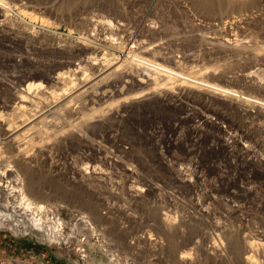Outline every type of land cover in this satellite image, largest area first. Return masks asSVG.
I'll return each instance as SVG.
<instances>
[{
  "label": "rangeland",
  "instance_id": "rangeland-1",
  "mask_svg": "<svg viewBox=\"0 0 264 264\" xmlns=\"http://www.w3.org/2000/svg\"><path fill=\"white\" fill-rule=\"evenodd\" d=\"M6 1L0 264H264V56H251L264 49V0ZM83 16L121 21L135 46L162 43L155 56L167 61L156 62L167 69L244 99L217 100L182 77L160 81L156 68L139 66L142 51L125 49L132 43L123 27L105 34ZM150 24L156 32L146 31ZM85 37L104 50L80 52ZM226 39L243 40L251 53L216 46ZM114 69L106 100L94 97L101 90L78 99ZM26 75L42 83L30 94ZM45 115L46 125L31 128ZM18 129L25 135L15 143ZM18 144L30 159L20 158ZM245 241L257 244L252 261Z\"/></svg>",
  "mask_w": 264,
  "mask_h": 264
},
{
  "label": "bare ground",
  "instance_id": "bare-ground-1",
  "mask_svg": "<svg viewBox=\"0 0 264 264\" xmlns=\"http://www.w3.org/2000/svg\"><path fill=\"white\" fill-rule=\"evenodd\" d=\"M197 3H199V5L200 4H204L206 1L205 0H195ZM8 1H6V0H0V13H1V10H2V8L3 7H9V6H7L8 5ZM10 4V3H9ZM6 11H8V10H6ZM22 13L23 14H31V16H34V14H33V12L32 13H28L27 11H22ZM33 14V15H32ZM6 15V14H5ZM81 23H84V24H86V25H92L93 27H94V29H96V28H99V29H101V32H104L105 34H107V33H113V31L116 29H121L122 27V30H121V32L122 33H126L125 35H126V37H127V41L129 42V40H130V43H132L131 44V46H127V44H126V47H125V49L126 50H130V51H135V50H140V51H142V53L144 54V55H146L147 57H145V58H141V57H137L139 60H141L142 62H143V64H139V66H142L145 70L146 69H148V70H155V68L157 69V71H156V73H158L159 74V76H157L158 78H162L160 81H164V82H166L167 80H169V81H175V80H177L178 82L180 81L179 79H178V77H182V78H184L185 80H184V82L185 83H189L190 85H192L194 88H197V89H201V90H203L204 91V94L205 95H207V96H209V97H212V98H216L217 100H224V101H228V103L229 102H231V103H235L236 105H237V103L238 102H242V99H244L243 97H242V95L241 94H239L237 91H235V90H233V89H228V88H225V87H220L219 85H217L216 83H214V82H210L211 80L210 79H207L206 81H204L202 78H199V79H197L196 77H192V76H185V75H182L181 73H179V72H175V71H172V70H170V69H167L166 67H164L163 66V64L162 63H159V62H156V61H158V60H162L163 62L166 60H163V57H157V56H155L156 55V52L157 53H162V48H164V47H162V43H157V44H155L154 46L152 45V44H154V43H151V44H147V45H144V42H142V43H138V46H135V42H132L133 41V33H132V31H130L129 29H125L126 27H124L125 25H124V23H121V21H117V25L116 24H114L113 23V21L112 20H110V19H104V18H102V17H90V18H87V17H79V19H78ZM235 20V19H234ZM2 21H4V20H0V23L2 22ZM238 21L239 20H236V21H233L232 20V25H233V23H238ZM230 22V21H229ZM225 24H227V21L226 22H224ZM157 27V26H156ZM155 27V28H156ZM152 28H154V26L153 25H149V27L146 29V31H152V32H156V30L155 31H153V29ZM129 30V31H128ZM158 31V30H157ZM107 36H105L103 39H105ZM82 39V40H81ZM80 40H81V42L80 43H83V46H81L80 48H79V51L80 52H83V53H86L88 50H89V48H91V49H93V50H95L96 52L99 50L100 52L101 51H103L104 49H103V47L104 46H102L101 44H98V43H96L95 41H93V40H89L88 38H81ZM107 40V39H106ZM238 40V39H237ZM237 40H234V41H236L237 42ZM104 41V40H103ZM222 41V40H221ZM234 41H231L230 39H226L225 41H223V42H220V41H215L216 43V46L218 45L219 47L220 46H226L225 48H227V49H229V50H233V51H236L237 50V52L236 53H238V54H240V55H248V54H250L251 53V51L250 50H246L247 49V47H248V45L246 44V42H243V40H238L239 42L238 43H236V42H234ZM212 42H214V41H212ZM136 43H137V41H136ZM146 44V43H145ZM82 45V44H81ZM223 47V48H224ZM257 48V47H256ZM123 49H124V47H123ZM259 51L256 53V54H254V55H251V56H255V55H263L264 56V49H258ZM261 50V51H260ZM263 50V51H262ZM250 51V52H249ZM68 52V51H67ZM66 52V53H67ZM232 53V52H231ZM253 53V52H252ZM236 55V54H235ZM106 56V55H105ZM149 56H152L153 57V60H151L150 58H149ZM258 56V57H259ZM105 60H108L107 59V57H105ZM167 61V60H166ZM69 63H71V64H73V62L72 61H61V64H63L64 66H66V67H70V65L71 64H69ZM176 63H177V61H176ZM98 63H96L95 65L96 66H99V65H97ZM178 64V63H177ZM75 65H77L78 66V68L81 66V64L80 63H75ZM100 65H102V64H100ZM74 66V65H73ZM103 66V65H102ZM100 67V66H99ZM158 70H160L161 72H159ZM117 71H118V69H114V70H112V71H109L105 76H103V77H100L96 82H91L90 84H86L85 86H84V90L83 91H81L78 95H77V97H78V99H81V98H83L85 95H88L89 93H94V92H97L98 90H101V93L100 94H98V96L96 95V93H94V97L96 98H101L102 100L104 99V100H106L107 98H108V89L112 86V84H111V80L112 79H110V76H112V75H116V73H117ZM207 74L210 76H212V75H215L216 74V71H208V69H207ZM252 73H254L253 71H252ZM252 73H245V74H243V77L244 78H249V77H251V74ZM145 74V73H144ZM147 75V74H146ZM254 75V74H253ZM119 77V76H118ZM126 77V76H125ZM148 77V76H147ZM40 78V75H34V76H32V75H26V76H24V80H23V82H25V83H27V86H26V88H25V91H26V93H28V94H30V93H32L33 92V90H34V88L35 89H37L36 87H39V86H41V84L40 83H35L33 80L34 79H39ZM60 78H62L61 76H60V74H57V75H54V76H51V75H47V80H48V82H54V83H57L59 80H60ZM141 78V77H140ZM146 78V77H145ZM124 79V78H123ZM122 79V80H123ZM149 79H151V78H149ZM30 81H33V82H30ZM168 81V83H171V82H169ZM116 82V81H115ZM127 83L129 82L128 80L126 81ZM125 82V83H126ZM113 83V82H112ZM193 83H196V85H193ZM116 84V83H115ZM172 84V83H171ZM115 86V85H114ZM125 86L126 85H124V83L123 84H121V86L117 89L118 90V95L120 96L121 94H124L123 92H125V90H126V88H125ZM189 87H191V86H189ZM42 88V87H41ZM192 88V87H191ZM35 91V90H34ZM110 92H111V90H110ZM117 93V92H116ZM111 94V93H110ZM114 94V93H113ZM112 95V94H111ZM93 96V95H92ZM24 97H26V96H21V98H24ZM112 97V96H111ZM91 98H93V97H91ZM94 98V99H95ZM90 99V98H89ZM101 99H99V100H101ZM24 100V99H23ZM98 100V99H97ZM95 102H97V101H95ZM94 102V103H95ZM245 102H247V99H246V101ZM244 102V103H245ZM248 102H251V101H248ZM247 102V103H248ZM92 103H93V101H92ZM93 103V104H94ZM225 104V103H224ZM239 104V103H238ZM96 105V104H95ZM230 105V104H229ZM64 106V105H63ZM63 106H60V107H63ZM66 106V105H65ZM233 106V105H232ZM61 109V108H60ZM60 109L59 110H56V111H60ZM63 109V108H62ZM247 109V108H246ZM246 111V110H245ZM247 111H248V109H247ZM262 113H263V111H261ZM47 113V112H46ZM57 114H59V113H57ZM57 114H55V115H57ZM50 115V114H49ZM48 115V116H49ZM32 117H34V115L32 116ZM47 116L45 115V117H44V119H41V120H39L37 123H35V125L34 126H32L31 128H36V127H38V126H40V125H44L48 120H46L45 121V118H46ZM48 118V117H47ZM210 119V118H209ZM212 124V123H211ZM46 125V124H45ZM31 128H29V129H31ZM20 129H18V130H16V131H14L11 135H10V137L12 136V140H14V142L15 143H18L19 141H20V138H21V136H23V135H25V132H23V133H20V134H17V132L19 131ZM16 147H15V149H16V151H17V154L20 156V158H22L23 160H28V159H30V153L29 152H27L26 150H30V149H27V148H29V147H25V148H22V147H20L19 146V144L18 145H15ZM85 167V166H84ZM88 205L87 206H89V208L91 209V210H93V212L94 211H96V209H97V201H95L94 199H91V198H88ZM45 207V206H44ZM43 208V206H41V209ZM87 208V207H86ZM100 219H104V218H102V217H98L96 220H99L100 221ZM165 221H167L166 219H165ZM98 222V221H97ZM164 226H165V228H163V229H165V230H168V231H170V230H172L173 229V227H168V225H169V222L167 221L165 224H163ZM140 238H142L143 239V237H140ZM149 238V240H153V239H155V238H152V237H148ZM246 242V244H245V251H246V253H248V255L245 257V260H246V262L247 261H252L253 259H252V255L250 254V253H252V252H254L255 251V247H256V245L257 244H255V243H252V242H250V241H245ZM263 248H264V243H262V244H260ZM187 257V255L186 254H182L181 255V258H183V260L185 259ZM252 259V260H251Z\"/></svg>",
  "mask_w": 264,
  "mask_h": 264
},
{
  "label": "built area",
  "instance_id": "built-area-1",
  "mask_svg": "<svg viewBox=\"0 0 264 264\" xmlns=\"http://www.w3.org/2000/svg\"><path fill=\"white\" fill-rule=\"evenodd\" d=\"M195 122L197 123H200V120L198 118L194 119ZM184 173H181V172H178L176 173V177H177V180H179L180 182H186V178L183 177Z\"/></svg>",
  "mask_w": 264,
  "mask_h": 264
}]
</instances>
